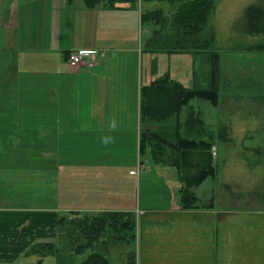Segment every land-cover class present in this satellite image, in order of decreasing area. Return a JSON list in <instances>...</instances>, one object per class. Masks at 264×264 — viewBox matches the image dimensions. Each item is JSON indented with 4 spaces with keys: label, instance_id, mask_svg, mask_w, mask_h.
Returning <instances> with one entry per match:
<instances>
[{
    "label": "crops",
    "instance_id": "obj_1",
    "mask_svg": "<svg viewBox=\"0 0 264 264\" xmlns=\"http://www.w3.org/2000/svg\"><path fill=\"white\" fill-rule=\"evenodd\" d=\"M177 7L178 3L161 0L119 2L114 7L101 3L94 8L86 6L83 0H0V264H36L41 259L47 264L52 257L57 264L56 255L47 248L51 243L61 247L58 219L67 213L136 210L134 191L113 188L108 177L98 181L101 171L95 170L100 164H90L92 156L102 153L99 155L105 170L127 168L128 160L134 156L137 169L130 168L129 172L139 175L145 166L139 146L145 125L141 110L143 86L165 72L177 80L175 66L162 73V56L219 53L222 66L224 63L223 51L216 49V30L215 46L210 51L149 46L161 25L156 19L144 20L143 14L162 9L166 16L173 17ZM162 32L168 35L173 31L167 28ZM78 48L100 49L105 56L95 66L86 64L73 69L67 58L71 50ZM150 60L157 68L154 72L148 69L149 77L144 81L143 64ZM121 62L129 67L128 82L121 81ZM199 66L193 58L188 68L193 73L199 71ZM189 80L193 86L192 77ZM108 92L113 93L111 97ZM185 108L182 118L188 113V107ZM130 145L132 150H127ZM87 146L93 148L86 151ZM254 146L259 155L254 162L244 150L238 153V158L245 157L241 162L261 176V181L246 193L247 200L254 205L248 211L234 210L236 219L226 224L236 223L240 235L248 241L208 242L209 256L216 249L215 264L219 244L239 264L263 262L264 147ZM236 150L233 147V153ZM117 155L130 159L123 162L115 158ZM88 170L91 173H86ZM108 172L118 180L115 171ZM208 178L216 184L217 177L210 175L205 180ZM67 184H71L70 192L65 190ZM215 184L207 188L210 194L205 193L201 200H209ZM14 188L27 194L12 197L8 191ZM49 199L55 205L48 206ZM189 212L174 213L172 220L173 236L178 234L180 238H174L181 247L194 224V214ZM149 244L154 248L142 257V264H177L176 243L166 248L156 242ZM78 255H73L76 264Z\"/></svg>",
    "mask_w": 264,
    "mask_h": 264
},
{
    "label": "rangeland",
    "instance_id": "obj_2",
    "mask_svg": "<svg viewBox=\"0 0 264 264\" xmlns=\"http://www.w3.org/2000/svg\"><path fill=\"white\" fill-rule=\"evenodd\" d=\"M251 4L261 5L264 4V0H216V9L209 19V29L211 27L216 30L218 36L216 49L223 51L222 67L219 66L221 58H213L214 54L195 57L186 52L189 55L162 56L160 61L162 73L167 68L171 69V66H175L174 75L177 80L181 78L186 85H189L186 87H191L192 81L190 82L189 79L192 77L196 83V90L208 87L211 89L215 86V70L219 68V75L221 72V76L217 75L216 80L217 86L222 88V91L219 89V105H212L207 102L208 100L200 98L191 100L195 109L201 112L200 114L196 111L198 117H195V122L199 126L196 131H192L189 135L186 133L189 113L185 115L182 123L176 122V117L171 121L160 122L157 126L145 123L142 151V153L145 151L143 153L145 166L139 175H132L129 172L130 168L137 169L134 156L132 159L129 156L122 159L120 155L115 157L123 162L130 159L129 166L121 170L109 168L105 170L101 160L102 155H99L102 153L92 156L90 164H100L95 170L101 171L98 181L102 182L104 177H108L113 181V188L118 187L130 193L134 191L136 210L122 213L123 224H128V227L123 228L120 233L122 239L113 237L116 235L115 230L113 227L109 228L106 237H101L93 248L89 247L86 252L78 255L79 263L92 252L100 249L112 264H142V257L154 248L149 243L156 242L164 245L165 248L171 243L178 245L177 264H215L216 249L214 248L211 251L213 255L209 256L208 242L229 240L227 243L231 244L248 241L240 235L236 223L233 225L230 223L229 226L226 224L236 219L237 214L234 210L239 213V210L248 211L253 207L254 202L247 200L246 193L261 181L260 175L253 173L246 163L241 162L245 157L238 158V153L244 150L246 156L254 162L259 156L253 149L254 145L264 147V53L253 52L247 48L248 45L259 46V44L262 45L259 47H264V34L250 35L244 32L247 8ZM163 18L162 29L171 28V17L164 14ZM193 58L200 64V68L199 71L191 73L188 65L191 66ZM217 59L218 68L214 65ZM91 64L87 65L95 66L98 63ZM154 67L155 64L151 60L150 63L143 64V80L149 77L147 70L154 72ZM120 68L123 69L121 81L128 82L126 74L129 67L121 62ZM133 68L137 70L139 66ZM143 80L139 81L140 84ZM112 94L108 92L109 97ZM185 110L184 107L183 111ZM205 114H207L206 119ZM215 128L219 130L216 131ZM213 134L214 141L207 143ZM168 135L172 138L168 139ZM180 136L192 141L191 145L184 146L182 143L179 145ZM161 139H168L170 145ZM233 147L238 149L236 153H233ZM89 148L93 147H84L86 151ZM248 148L250 151L247 150ZM127 150H132V145L127 147ZM152 153L159 155L162 162L155 164ZM222 167L223 171H221ZM68 169L71 174L70 165ZM108 171H115L118 180L114 178L115 174L110 175ZM89 172L91 173L89 170L86 171ZM210 175L213 178L217 177L216 184L212 178L205 180ZM93 178H96L94 174ZM212 184L216 187L213 188L209 200H201L204 194L209 192L207 188ZM70 188L71 184L65 186L68 192ZM252 193L256 194L254 191ZM8 194L12 197H22L27 192L14 188L9 190ZM260 204L263 202L260 201ZM47 205L52 206L55 203L49 199ZM205 209H208V212L204 211ZM181 210L194 214V224L188 231L182 247L180 241L174 238L180 237L178 234L173 236L172 229L174 213L180 214ZM98 212L99 210H95L94 214ZM223 247L219 244L216 264H239L232 259L230 251ZM54 259V257L50 258L47 264H54Z\"/></svg>",
    "mask_w": 264,
    "mask_h": 264
},
{
    "label": "trees",
    "instance_id": "obj_3",
    "mask_svg": "<svg viewBox=\"0 0 264 264\" xmlns=\"http://www.w3.org/2000/svg\"><path fill=\"white\" fill-rule=\"evenodd\" d=\"M74 1L75 0H69V2ZM136 1L138 0H83L86 6L90 8H94L101 3L114 7L119 2L135 3ZM161 1H169L174 4L178 3L179 7L176 8L173 17H171L170 29H172L173 32H170L168 35H164L162 32V24L164 22L163 17L165 14L164 10L158 9L143 14L144 20L156 19L161 25L160 29L155 31L149 40L150 47L167 48L173 51L187 49L210 51L211 49H214L216 33L211 27L209 29V19L215 10L216 0ZM261 5L251 4L247 8L245 33L250 35L264 34V4ZM259 46L262 45L259 44ZM259 46L248 45L247 48L253 52L264 53V47ZM212 57L220 58V54L215 53ZM220 61L221 64L219 66L222 67V58ZM214 65L218 68V59ZM154 68H157V65H155ZM217 75L221 76V72L219 75V68L214 72L216 80ZM216 80L214 82L215 86H212L211 89L208 87L203 90H196V83L193 84L192 87H186L179 80L172 78L169 72H165L156 77L154 81L143 86L142 89L141 110L144 122H167L171 121V118L176 117V122L180 121V123H182L184 119L181 117V113L186 106L188 107L187 111L189 113L186 122V133L189 135L192 131H196L199 127L198 123L195 122V117H198L196 111L200 114L201 112L198 111V109L196 110L195 107L190 104L191 100L200 98L208 100L213 105H219V89L221 90V88L217 86ZM167 138L171 139L172 136L168 135ZM168 139H163L165 141L161 140L167 145H170ZM212 141H214V134L213 136H210L207 143ZM190 142L192 141H188L185 137L180 136L178 138L179 145L180 143L184 146L191 145ZM143 148L144 137L142 134L140 139L141 153ZM151 155L156 163L162 162V160L159 159V155L154 153ZM122 217V213L109 211H99L97 214L87 212L81 215H72V212L67 213L58 219V236L60 243H62L61 247H56L54 243H51L48 244L47 250L50 254L56 255L57 264H76L73 255L82 254L86 252L89 247L93 248L96 243L99 242L98 240L106 235V231L109 228L113 227V230H115L116 235L113 237H119L122 239L120 233L123 228L128 227V224H123ZM109 239H111V237ZM36 264H43V259L39 260ZM79 264L112 263L107 257H105L100 249H97L84 260L80 261Z\"/></svg>",
    "mask_w": 264,
    "mask_h": 264
},
{
    "label": "built area",
    "instance_id": "obj_4",
    "mask_svg": "<svg viewBox=\"0 0 264 264\" xmlns=\"http://www.w3.org/2000/svg\"><path fill=\"white\" fill-rule=\"evenodd\" d=\"M104 56V51L100 49L78 48L69 52L67 63L71 68L75 69L86 64L97 63ZM132 172H135V170Z\"/></svg>",
    "mask_w": 264,
    "mask_h": 264
}]
</instances>
